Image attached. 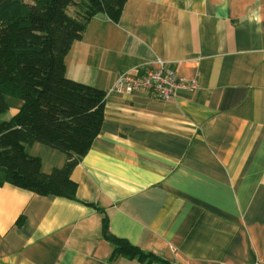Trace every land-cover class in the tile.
<instances>
[{
  "label": "crops",
  "instance_id": "crops-1",
  "mask_svg": "<svg viewBox=\"0 0 264 264\" xmlns=\"http://www.w3.org/2000/svg\"><path fill=\"white\" fill-rule=\"evenodd\" d=\"M156 60L197 90L106 95ZM65 70L105 93L100 132L72 171L74 199L0 185V264H143L112 257L103 217L172 264H264V0H124L116 22L91 19ZM38 146L44 173L63 164Z\"/></svg>",
  "mask_w": 264,
  "mask_h": 264
},
{
  "label": "trees",
  "instance_id": "trees-1",
  "mask_svg": "<svg viewBox=\"0 0 264 264\" xmlns=\"http://www.w3.org/2000/svg\"><path fill=\"white\" fill-rule=\"evenodd\" d=\"M124 0H0V185L39 196L74 199L73 169L100 132L105 93L67 78L65 58L98 13L116 22ZM56 150L60 167L42 171L33 145ZM102 237L114 246L112 257L143 264H172L113 237L102 218Z\"/></svg>",
  "mask_w": 264,
  "mask_h": 264
},
{
  "label": "built area",
  "instance_id": "built-area-1",
  "mask_svg": "<svg viewBox=\"0 0 264 264\" xmlns=\"http://www.w3.org/2000/svg\"><path fill=\"white\" fill-rule=\"evenodd\" d=\"M196 81L180 77L167 66L163 60H156L143 67H135L119 72L112 87L106 95L115 93L120 96H132L136 93H147L160 101H170L180 90L194 92Z\"/></svg>",
  "mask_w": 264,
  "mask_h": 264
},
{
  "label": "rangeland",
  "instance_id": "rangeland-1",
  "mask_svg": "<svg viewBox=\"0 0 264 264\" xmlns=\"http://www.w3.org/2000/svg\"><path fill=\"white\" fill-rule=\"evenodd\" d=\"M26 2H31V0H25ZM187 80V79H186ZM189 81H196V80H189ZM197 82V81H196ZM197 88H198V83H197ZM197 90V89H196ZM195 90V91H196ZM180 91H184V90H180ZM194 91V92H195ZM186 92H189V91H186ZM194 92H189V93H194ZM177 94V93H176ZM174 99V98H173ZM9 101H10V104L11 103H13V102H17V101H15V100H13V99H8ZM6 117H7V114H5V115H0V120H5L6 119ZM37 145H39V144H37ZM38 147H43V149H47V148H45V146H42V145H39ZM28 150V149H27ZM48 151H49V149H47ZM51 151H53V153H55L56 155H62L60 152H58V151H56V150H51ZM32 154V153H31ZM40 156H43V158L47 161V163H49L50 164V162L51 163H54L55 161H56V159H54L53 161H52V159L53 158H51V156L50 155H48V154H44V153H40ZM63 156V155H62ZM47 163H45L46 165H47Z\"/></svg>",
  "mask_w": 264,
  "mask_h": 264
}]
</instances>
